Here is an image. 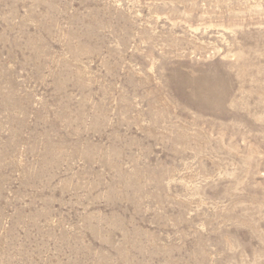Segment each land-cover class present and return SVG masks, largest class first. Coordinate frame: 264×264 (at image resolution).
I'll return each mask as SVG.
<instances>
[{"label": "rangeland", "instance_id": "1", "mask_svg": "<svg viewBox=\"0 0 264 264\" xmlns=\"http://www.w3.org/2000/svg\"><path fill=\"white\" fill-rule=\"evenodd\" d=\"M0 264H264V0H0Z\"/></svg>", "mask_w": 264, "mask_h": 264}]
</instances>
